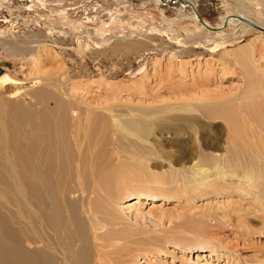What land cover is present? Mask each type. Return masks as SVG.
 <instances>
[{
	"label": "rangeland",
	"instance_id": "1",
	"mask_svg": "<svg viewBox=\"0 0 264 264\" xmlns=\"http://www.w3.org/2000/svg\"><path fill=\"white\" fill-rule=\"evenodd\" d=\"M193 1L197 20L187 19L175 0H0V101L14 91L37 99L45 88L48 99L57 97L54 88L44 86L57 83L59 94L80 102L82 117L84 103L98 106L104 117L99 125L88 114L87 143L102 134V141L116 140L122 151L99 174L107 186L96 196L84 194L96 215L109 221L104 230L119 245L121 254L114 255L120 264H264L260 219H244L246 199L213 192L217 186L209 185L218 179L215 159H224L228 148L243 142L248 127L264 116V32L236 22L215 32L198 18L211 27L235 15L262 24L264 0ZM162 16L172 28L198 38L192 45L198 54L175 53L185 44L163 28ZM144 31L151 50L112 49L117 42L141 41L144 36L136 35ZM245 86L252 87L248 97L237 98ZM221 97L230 102L224 101L215 118H204L200 131L194 128L195 166L186 158L181 164V139L180 147L159 146L155 128L136 132L128 126L133 120L150 123L166 108L164 115L199 116L204 106L221 104ZM181 100L187 102L181 105ZM45 103L28 104L29 111L58 107L47 98ZM161 150H172L175 160ZM106 168L115 169L113 181ZM223 177L224 183H238ZM235 217L238 222L232 221Z\"/></svg>",
	"mask_w": 264,
	"mask_h": 264
},
{
	"label": "bare ground",
	"instance_id": "2",
	"mask_svg": "<svg viewBox=\"0 0 264 264\" xmlns=\"http://www.w3.org/2000/svg\"><path fill=\"white\" fill-rule=\"evenodd\" d=\"M198 18L201 24L204 23L207 28L215 32L225 27L224 23L211 27L206 21ZM162 20L163 28L170 30L172 37L181 38L185 44L183 49L175 50L176 54H198L194 52L195 47L192 46L198 40L193 33L172 28L165 16H162ZM231 22L264 32V23H257L248 16L235 15L225 20L226 25ZM136 36L144 37L137 43L117 42L112 49L114 51L130 49L138 52L151 50L146 48L149 44L147 39L150 36L146 35L145 31ZM112 37L116 40L123 39ZM92 38L96 42L102 41L94 34ZM126 39L131 40L130 37ZM33 66L35 67L36 64ZM44 84L50 89L54 88L53 91L57 93V97L48 99L47 89L49 88H45L37 93L38 100L26 91H14L0 101V264H120V260L115 258L120 251L119 245L117 246L115 241L110 242L112 234L104 230L109 221L106 222L107 218L104 220L96 215L92 205L89 202L85 203L84 195L96 196L102 187L107 186L104 183L106 178L103 179L99 174L113 157H119L117 154L120 148L115 146L116 140L102 141L104 139L102 134L93 144H88L85 140L89 141L83 131L87 125L88 114H94V123L99 125L103 123L104 117L100 111L98 112V106L92 108L84 103L85 114L82 113V115L85 116L82 117L80 102L59 94L58 90L61 88L59 84L51 85L47 82ZM251 88V86H245L241 93L235 95L237 98H247ZM46 98L47 101L52 100L54 104H58V107L52 110L47 106H41L35 112L29 111L30 105L44 104ZM222 99L221 104L216 102L215 106H204L200 109L201 117L199 113L197 116L196 113L189 112L181 116L164 115L166 108L161 109L158 112L161 115L153 117L150 123L133 120L128 123V126H133L131 130L136 132H140L139 130L148 132L155 128L158 145L160 143L180 147L181 139V159L179 160L181 164L185 158L192 162L195 157L194 128L202 129L204 118H215L224 101L230 102L228 97ZM206 101H215V99ZM186 102L181 100V105ZM20 103L28 107H23ZM110 116L114 119L112 113ZM255 121L257 124L250 123L247 133L241 136L243 142L237 145L232 144L226 151L224 159H215L217 164L214 168L217 170L214 175H217L218 179L209 185L217 186L218 189L215 188L213 192H227V195L246 199L245 203L252 209L248 207L246 216L243 218L250 221L260 219L264 231V116L262 121L259 119ZM175 122H181V126H173ZM205 142L210 144L211 141L206 138ZM84 145L85 149H83ZM160 152L167 159L175 160L172 150ZM102 156L105 159H101ZM195 165L196 163L192 162V166ZM196 171L211 176L208 170L197 169ZM105 174H107L106 171ZM108 175L113 181L116 178L115 169L108 170ZM223 176H228L230 180H236L238 183H224ZM235 190H239L240 193L232 194L231 192ZM10 204L14 205L12 211ZM254 212L259 214L254 215ZM235 218L232 221L238 222V217Z\"/></svg>",
	"mask_w": 264,
	"mask_h": 264
},
{
	"label": "flooded vegetation",
	"instance_id": "3",
	"mask_svg": "<svg viewBox=\"0 0 264 264\" xmlns=\"http://www.w3.org/2000/svg\"><path fill=\"white\" fill-rule=\"evenodd\" d=\"M157 1V0H156ZM160 0H158L159 2ZM178 1V3H180L181 7L183 10V14L185 15V17L187 19H190V17H193L197 20V14H195V12L197 13V6H196V2H194L193 0H175ZM158 4V3H157ZM161 4V3H159ZM186 8V9H185ZM187 8L189 10H187ZM195 11V12H194ZM204 24V23H203Z\"/></svg>",
	"mask_w": 264,
	"mask_h": 264
},
{
	"label": "water",
	"instance_id": "4",
	"mask_svg": "<svg viewBox=\"0 0 264 264\" xmlns=\"http://www.w3.org/2000/svg\"><path fill=\"white\" fill-rule=\"evenodd\" d=\"M224 25H225V23H224ZM256 27H258V26H256ZM258 28H260V27H258Z\"/></svg>",
	"mask_w": 264,
	"mask_h": 264
}]
</instances>
